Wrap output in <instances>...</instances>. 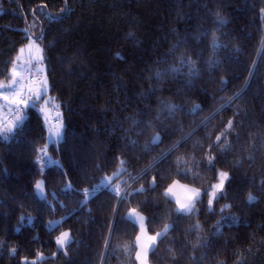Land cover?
<instances>
[{
  "label": "trees",
  "instance_id": "trees-1",
  "mask_svg": "<svg viewBox=\"0 0 264 264\" xmlns=\"http://www.w3.org/2000/svg\"><path fill=\"white\" fill-rule=\"evenodd\" d=\"M32 37L63 142L23 89L0 134V264H138L130 208L168 225L149 264H264V0H0V81ZM174 181L201 190L194 210Z\"/></svg>",
  "mask_w": 264,
  "mask_h": 264
},
{
  "label": "rangeland",
  "instance_id": "rangeland-1",
  "mask_svg": "<svg viewBox=\"0 0 264 264\" xmlns=\"http://www.w3.org/2000/svg\"><path fill=\"white\" fill-rule=\"evenodd\" d=\"M13 73H15V76L20 78L22 81L24 80L26 82L38 85L36 89L38 91L36 94L39 95L40 100H41V103H39V106H40V110L42 111L41 114L44 118L45 124L48 129L50 128V126L55 127V129L57 127H60L61 133L63 135L64 126H63V121L59 116V108H58L55 98L49 93V85H48V79H47L46 71H45V58L43 54V49H42L41 44L35 38L33 37L30 38L29 42L24 44L19 49L18 54L16 55L15 61L13 63L12 69L10 70V74L13 75ZM21 74L23 75L22 78H21ZM29 76H33V81H30L28 79ZM1 83H5V82L1 81ZM33 84H29V88H30L29 92L35 95L34 91H32ZM2 85H4L6 92L9 93L12 90V88L15 89L18 86V83H16V81L15 83H13L12 81V82H9L7 84H2ZM24 88L25 89L27 88V84L24 85V82H23L22 90ZM17 90L20 91L21 87H17ZM53 120L57 121L56 125L51 124ZM59 140L60 138L57 136H54V138H49V142H52L54 144H57ZM222 172L226 173L224 171H219L218 179H219V174ZM218 179L213 185L218 183ZM41 180H42L41 177L38 178L36 183ZM108 180L109 178H106L102 182L107 183ZM213 185L208 192V202L210 199L209 193L212 192ZM35 192L37 194L36 188H35ZM219 194L220 193H217V196H219ZM166 195L174 200L178 211L190 212L194 210L195 202L201 196V190L196 187L186 185L178 181H174L170 185H168V187L166 188ZM37 196L40 197L39 195ZM45 196H46V192H45V187L43 185V197L45 198ZM127 217L130 220H132L139 228L138 235L136 237L137 262L138 264H149L148 257H147L148 252L154 247L158 237L166 231V229L168 228V225H166L162 230L158 231L157 233L150 234L146 229L145 217L142 213H140L139 211L133 208H130L127 211ZM59 221H60L59 219H56L53 222H50L48 225L53 226ZM64 232L69 233V231L65 230V231H62L57 237H59ZM70 239H71V236L69 233V236L63 246H60L56 243L57 248L64 250L66 244L69 242Z\"/></svg>",
  "mask_w": 264,
  "mask_h": 264
},
{
  "label": "crops",
  "instance_id": "crops-1",
  "mask_svg": "<svg viewBox=\"0 0 264 264\" xmlns=\"http://www.w3.org/2000/svg\"><path fill=\"white\" fill-rule=\"evenodd\" d=\"M22 76L23 75L21 74V78H22ZM13 80H15L16 83H18L17 87H21L20 91H22L23 82H24V85L27 84L26 89L28 90V92L30 90L29 84H33V83L26 82L24 80L22 81L20 78H18L15 75H11L8 80L4 81L5 83H1V81H0V134L8 132L9 129L12 130L16 125L20 124L23 119L18 120L17 118L18 117L24 118V115H25L24 107H23L24 105L23 104L17 105V104L12 102L14 99H19V95H17V93L20 94V91L17 90V87L15 89L12 88V90L9 93H7L4 85H2V84H7L9 82H12ZM37 87H38V85L33 84V90L32 91H34L35 95L31 94L29 92V95L31 97L30 101L33 104L37 103L36 105H38V109L42 113V111L40 110V106L38 104V103H41V100H40L39 95L36 94L38 91V90H36ZM4 95H8L9 100L5 101L3 99ZM59 115H60V113H59ZM49 129H51V132L49 131V138H54V136H56L55 135V130H56L55 127L50 126Z\"/></svg>",
  "mask_w": 264,
  "mask_h": 264
},
{
  "label": "snow or ice",
  "instance_id": "snow-or-ice-1",
  "mask_svg": "<svg viewBox=\"0 0 264 264\" xmlns=\"http://www.w3.org/2000/svg\"><path fill=\"white\" fill-rule=\"evenodd\" d=\"M117 58L118 59H123V57L120 56L119 54H117ZM13 75H15V73H13ZM13 83H15L14 80H13ZM17 95H19V93H17ZM3 99L5 101L9 100V96L8 95H4ZM28 99H31V97H29ZM12 102L17 104V105L23 104L25 106H27V104H28V100L14 99ZM17 119L18 120H22L23 118L22 117H18ZM229 123H231V122H229ZM9 131H11V129H9ZM49 131L51 132V129ZM55 135L60 138L61 142H63V135L61 133V128L60 127L56 128ZM218 139H219V137H218ZM58 150H59V148L57 147V151ZM39 151L41 153V157H40L39 160L35 161L34 163L41 164V168H40L41 172L44 171V167H46L47 164L56 163L57 166H59V162L52 161L51 158L48 157V155H47V146L44 149H40ZM228 179H229V175L227 173H223L222 172V173L219 174L218 183L213 185V190H212L211 193H209V196H210V199H209L210 208H211V205L213 204V201L217 198V193H223L226 181ZM43 185H44V181L43 180L38 181L36 183V185H35V188L37 190V195H39L41 199H44V197H43ZM66 190H68V189H66ZM117 194H119L118 191H117ZM253 199L254 198L250 195L249 196V202H251ZM225 207H228V205H225ZM21 219L23 220V217ZM29 223H31V218H29ZM49 227H51V225ZM68 236H69L68 232L62 233L59 237L56 238V243L58 245H60V246H63L65 241L67 240ZM12 251L14 253L15 249H13ZM37 256H38V258H41V259L43 258V254L42 253H37ZM22 264H28L27 258H24V260L22 261ZM31 264H36V261L35 260L32 261Z\"/></svg>",
  "mask_w": 264,
  "mask_h": 264
},
{
  "label": "built area",
  "instance_id": "built-area-1",
  "mask_svg": "<svg viewBox=\"0 0 264 264\" xmlns=\"http://www.w3.org/2000/svg\"><path fill=\"white\" fill-rule=\"evenodd\" d=\"M56 123V121H53V124H55Z\"/></svg>",
  "mask_w": 264,
  "mask_h": 264
}]
</instances>
